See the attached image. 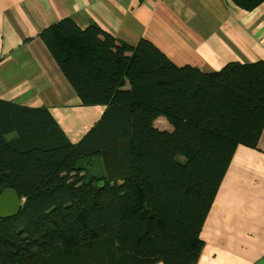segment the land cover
I'll return each mask as SVG.
<instances>
[{
    "label": "trees",
    "instance_id": "1",
    "mask_svg": "<svg viewBox=\"0 0 264 264\" xmlns=\"http://www.w3.org/2000/svg\"><path fill=\"white\" fill-rule=\"evenodd\" d=\"M40 35L81 103L106 108L71 143L47 108L0 99V193L24 198L0 218V264H197L235 149L262 129L264 62L204 74L69 17Z\"/></svg>",
    "mask_w": 264,
    "mask_h": 264
},
{
    "label": "crops",
    "instance_id": "2",
    "mask_svg": "<svg viewBox=\"0 0 264 264\" xmlns=\"http://www.w3.org/2000/svg\"><path fill=\"white\" fill-rule=\"evenodd\" d=\"M65 16L81 28L94 20L130 43L143 36L174 64L203 72L264 60V2L249 10L231 0H0V99L78 108L39 35ZM220 188L228 205L204 227L197 264H264V130L258 147L237 148Z\"/></svg>",
    "mask_w": 264,
    "mask_h": 264
},
{
    "label": "rangeland",
    "instance_id": "3",
    "mask_svg": "<svg viewBox=\"0 0 264 264\" xmlns=\"http://www.w3.org/2000/svg\"><path fill=\"white\" fill-rule=\"evenodd\" d=\"M232 1V0H231ZM233 2V1H232ZM264 2V1H263ZM234 3V2H233ZM235 4V3H234ZM236 5V4H235ZM238 6V5H237ZM242 8V7H241ZM71 18L70 16H65L63 18H61L58 22H60L61 20L65 19V18ZM72 19V18H71ZM73 20V19H72ZM74 21V20H73ZM56 22V23H58ZM75 22V21H74ZM56 23H53L51 24L50 26L46 27L44 30L48 29L49 27L53 26L54 24ZM76 24V22H75ZM91 24H96L100 29H102L103 31L107 32V33H110L111 35H113L117 40H120V41H126L125 39H123L122 37H120L119 35H115L105 29H103L96 21L94 20H90L89 23L84 27V28H81L79 27L77 24L76 26L82 30V31H85ZM43 30V31H44ZM42 31V32H43ZM41 32V33H42ZM40 33V34H41ZM39 34V35H40ZM41 37V35H40ZM100 38H103V36L101 35ZM42 39V37H41ZM142 39H146L148 40L147 38H144L143 36H139L138 39L135 41V43H130V44H137L140 40ZM43 40V39H42ZM44 41V40H43ZM150 41V40H149ZM127 42V41H126ZM45 43V41H44ZM46 44V43H45ZM47 46V45H46ZM48 47V46H47ZM49 49V48H48ZM50 51V50H49ZM51 53V51H50ZM52 54V53H51ZM53 56V54H52ZM54 58V56H53ZM54 60L56 61V59L54 58ZM259 62H264V60H259V61H256V62H248V63H241V62H228L227 64H225L223 67L227 66L228 64H231V63H241V64H251V63H259ZM57 63V61H56ZM58 64V63H57ZM59 66V64H58ZM60 68V66H59ZM61 70V68H60ZM62 71V70H61ZM200 72H202L201 70H199ZM215 72V71H214ZM63 73V72H62ZM204 74H211V72H204ZM64 75V73H63ZM65 76V75H64ZM66 78V76H65ZM67 79V78H66ZM68 81V79H67ZM68 83L70 84V82L68 81ZM71 85V84H70ZM71 87L73 88V86L71 85ZM74 89V88H73ZM75 91V89H74ZM76 92V91H75ZM76 96L78 97L79 99V102H78V105L77 107L78 108H74V109H69V110H63L62 109V104L61 105H52L51 107L49 106H32V107H44V108H47L50 113L52 114V116L56 119V121L58 122V127L59 129L57 130L58 131V134H60L62 132V134L65 136V138L71 142V143H76L78 142L82 136L98 121V119L100 118V116L103 114L106 106L104 105H100V104H96V105H83L80 101V98L79 96L77 95L76 93ZM3 100V99H2ZM9 101V100H7ZM12 101V100H11ZM14 102V101H13ZM20 104V103H18ZM20 105H24V104H20ZM24 106H29V105H24ZM64 107V106H63ZM95 113V114H94ZM98 115V116H97ZM97 116V118H96ZM87 122V123H86ZM89 123V124H88ZM154 126L157 127L158 129H161V130H167V131H170V132H173L174 128L172 127V125L169 123V121L166 119L165 116L163 115H160L158 116L155 120H154ZM264 130V122H263V125H262V129H261V132L259 134V137H258V140L256 142V145L254 146H251V145H244V144H239L236 149H235V152L237 150V148L239 146H246V147H252V148H255V147H258V142L260 140V137L262 135V132ZM48 136L51 137V139L54 137L52 131L48 134ZM235 154V153H234ZM234 157V156H233ZM233 157L231 158L230 162H229V166L231 164V161L233 159ZM104 158L102 156H100L99 158H96V160L89 164L88 165V170L90 173L92 174H95V175H99L101 173H104L106 172V169L104 167ZM229 168V167H228ZM227 173V172H226ZM226 175V174H225ZM225 177V176H224ZM224 179V178H223ZM223 182V180H222ZM221 182V184H222ZM221 186V185H220ZM221 188H219V191H220ZM218 191V194H217V199L219 200L220 203H216V207L214 205V207H211V210L208 214V217L204 223V226H208V227H212L214 225H216V222L218 221L219 217H222L221 215L218 214V212L221 214V210L223 209V206L225 205H228V201H225V197H228V192L227 191H220L219 193ZM224 196L222 199L220 198V196ZM20 199V198H19ZM215 201V200H214ZM20 202H21V207H22V204L24 202V198L22 197L20 199ZM214 204V202H213ZM213 206V205H212ZM20 207V209H21ZM20 212V211H19ZM19 212L16 214V215H13V216H10V217H14V216H17L19 214ZM216 214V216H214ZM0 218H9V217H0ZM204 229V228H203ZM203 232V231H202ZM202 236V235H201Z\"/></svg>",
    "mask_w": 264,
    "mask_h": 264
},
{
    "label": "water",
    "instance_id": "4",
    "mask_svg": "<svg viewBox=\"0 0 264 264\" xmlns=\"http://www.w3.org/2000/svg\"><path fill=\"white\" fill-rule=\"evenodd\" d=\"M20 207V199L12 190L6 189L0 193V217L16 215Z\"/></svg>",
    "mask_w": 264,
    "mask_h": 264
},
{
    "label": "bare ground",
    "instance_id": "5",
    "mask_svg": "<svg viewBox=\"0 0 264 264\" xmlns=\"http://www.w3.org/2000/svg\"><path fill=\"white\" fill-rule=\"evenodd\" d=\"M151 43H153L152 41H150ZM167 57V56H166ZM168 58V57H167ZM169 59V58H168ZM170 60V59H169ZM171 61V60H170ZM172 62V61H171ZM173 63V62H172ZM174 64V63H173ZM174 65H176V66H178V67H181V66H179V65H177V64H174ZM186 65H189V66H191L192 68H195V69H199V67H197V66H194V65H191V64H186ZM183 66H185V65H183ZM200 70V69H199Z\"/></svg>",
    "mask_w": 264,
    "mask_h": 264
}]
</instances>
